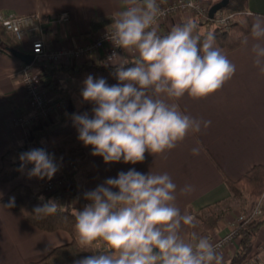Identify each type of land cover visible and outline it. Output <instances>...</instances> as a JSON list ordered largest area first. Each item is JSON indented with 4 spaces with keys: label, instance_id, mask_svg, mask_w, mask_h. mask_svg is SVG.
Masks as SVG:
<instances>
[{
    "label": "clouds",
    "instance_id": "obj_1",
    "mask_svg": "<svg viewBox=\"0 0 264 264\" xmlns=\"http://www.w3.org/2000/svg\"><path fill=\"white\" fill-rule=\"evenodd\" d=\"M166 15L158 0H129L113 17L107 38L114 48L134 51L133 67L117 68L118 83L88 76L81 96L91 102L92 117L74 115L78 139L92 146V155L106 164L143 162L145 153L162 155L191 134L208 128L210 120L194 119L179 110L177 101L185 95L203 99L220 91L236 73V65L215 46L208 33L201 41L195 20L158 34L155 25ZM253 63L264 72V19L251 25ZM122 58L115 51L113 63ZM193 155L199 149H192ZM22 166L32 164L31 176L51 179L58 171L54 156L45 149L20 154ZM177 185L167 173L143 174L130 169L108 178L84 193L88 201L75 215L77 242L94 248L98 255L76 264H223L219 244L196 229L193 214H181L176 206ZM190 191L189 187L181 190ZM42 199V198H41ZM10 198L7 207L14 206ZM58 205L50 200L35 209L36 214H54ZM193 229L182 234V229Z\"/></svg>",
    "mask_w": 264,
    "mask_h": 264
},
{
    "label": "crops",
    "instance_id": "obj_2",
    "mask_svg": "<svg viewBox=\"0 0 264 264\" xmlns=\"http://www.w3.org/2000/svg\"><path fill=\"white\" fill-rule=\"evenodd\" d=\"M167 1V0H164ZM206 1V0H205ZM213 4L214 1L210 0ZM129 0H0V17L40 13L46 33L48 50L65 47H77L93 39L97 33L110 25L101 27L103 22L112 19L123 11ZM210 3V4H211ZM63 12L70 14L68 22L55 20ZM251 22L264 19V0H249ZM185 14L173 15L159 29L158 34L170 31L172 27L190 20ZM200 22L203 28L211 29L214 23ZM30 33L24 53H31L32 38ZM251 33L244 44L226 54L236 65V73L224 87L213 95L203 99H192L185 95L177 101L179 110L184 114L202 120H210L211 125L198 134H189L183 142L162 155L145 153L143 162L126 164L122 160L106 164L102 157L92 155V146H85L78 139V131L70 138L52 146L56 162L71 158L76 169L59 167L53 177H65L68 185L64 188L59 206H72V192L89 190L108 178H115L120 172L135 169L143 174L167 173L177 185L176 206L181 214H191L190 210L200 211L211 205L223 214L217 231L209 230L202 234L215 242L227 235L241 215L253 211V201L235 199L227 187L224 175L239 179L253 166L264 165V72L253 63ZM122 58H117L111 65L123 64L138 57L134 51H124ZM100 57L89 59H68L63 63L45 61L32 69L38 78L48 103L53 109L47 120L40 121L31 129L16 122L21 115H29L32 106L25 93L21 70L24 63L0 54V170L3 157L14 151L16 158L31 150L25 143L32 130L45 123L55 122L65 114L80 108L83 102L82 80L67 74L63 67H81L85 63H97ZM39 64V63H38ZM114 85V84H109ZM92 107L94 105L89 102ZM59 147L61 152L56 151ZM198 148L199 154L193 155L192 149ZM60 154V155H59ZM17 160V159H16ZM24 183L38 191L41 180L31 176L26 164L20 175L11 182L0 183V264H33L54 248L71 242L72 237L65 231L46 232L31 225L21 213L1 202L2 197L17 184ZM189 187L190 191L182 193ZM41 192V191H38ZM241 202L239 207L228 205ZM251 204L247 210L246 206ZM227 207V208H226ZM190 229H182V234ZM209 234V235H208ZM262 234V236H261ZM264 241V227L257 237V244ZM240 239H234L219 252L223 264H228L238 250Z\"/></svg>",
    "mask_w": 264,
    "mask_h": 264
},
{
    "label": "trees",
    "instance_id": "obj_3",
    "mask_svg": "<svg viewBox=\"0 0 264 264\" xmlns=\"http://www.w3.org/2000/svg\"><path fill=\"white\" fill-rule=\"evenodd\" d=\"M222 12L233 15V21L229 29L223 30L217 26L206 29L203 28L200 22L196 21L198 30L194 34L200 35L201 41H203L208 33H212L215 37V46L219 47L226 55L240 48L244 44L245 38L251 33L252 22L249 12V0H230L229 5L222 10ZM112 23L113 20L110 19L98 26L105 27ZM209 23H213V20H210ZM168 32L169 31L159 34L163 36L167 35ZM0 37L2 38L0 54L17 59L11 53V49H19L18 43L1 25ZM136 59H138V57L127 62L128 64H125L124 68L133 67V63ZM118 67L119 65H111L103 59L97 63H85L81 67L76 68L63 67V70L67 74L82 81L88 76H92L94 79L104 78L108 84H117L118 79L116 72ZM92 109L93 107L90 103L83 100L79 109L65 114L61 119L55 122L45 123L40 128L32 130L30 137L33 148L45 149L49 154L54 156L52 145L61 140L70 138L74 132L78 131V126L74 121V115H83L87 113L89 118H91L93 115ZM56 164L58 168L63 167V165L58 162H56ZM22 167V161L20 159H12L9 152L3 157V166L0 170V183L14 181L20 175ZM39 179L44 182L46 177ZM224 180L232 196L239 198L244 194H248L252 197L253 211L257 203L262 200V214L253 216L252 211L248 215H244L245 219L237 226V232L241 236L240 245L228 264H243L245 259L255 249L257 237L264 225V165L258 164L253 166L242 177L236 180L224 175ZM103 183L104 182L99 183L89 190L77 191L76 189H70L68 191L73 194L80 193L84 197L85 192L94 190ZM59 192L64 193L65 190ZM41 194L42 192H37L30 185L20 183L1 199V202L8 205L10 198L14 197V206L10 208L21 213L31 225L46 232L65 231L72 237L71 242L54 248L49 254L33 264H76L77 261L85 257L100 254L99 252H94V248H82L77 242L75 215L78 210L82 209L73 208L71 206L62 207L57 204L58 209L54 214H36L35 209L37 207H42L54 196H41ZM190 212L196 216L198 224L194 230L200 235L209 230L217 231L219 229V222L222 220L223 214L216 211L214 205L200 211L191 209ZM192 230L193 229H190V231Z\"/></svg>",
    "mask_w": 264,
    "mask_h": 264
},
{
    "label": "built area",
    "instance_id": "obj_4",
    "mask_svg": "<svg viewBox=\"0 0 264 264\" xmlns=\"http://www.w3.org/2000/svg\"><path fill=\"white\" fill-rule=\"evenodd\" d=\"M158 3L161 8L166 11V15L158 19L155 25L157 31H159L168 18L177 14H185L191 17V19L199 18L205 23H209L210 20H213L215 26L223 30L229 29L233 21V15L226 14L222 11H219L215 17L211 19L209 17L210 6H206L205 0H158ZM55 18V20L60 22H68L70 20V14L68 12H63ZM0 25L6 32L10 33L17 42L22 41L26 34L32 33L34 35L32 38L31 51V54L35 57L34 62L43 63L49 60L63 63L68 59H89L94 56L97 58L100 57V59H104L108 62V57L113 51L118 55L124 52L123 49L114 48L112 42L107 38V32L111 30L110 27L100 30L93 39L83 45L65 47L58 50H48L45 40L46 27L40 13L11 16L7 18L0 17ZM32 65L24 64L21 70L25 93L30 100L32 112L29 115H21L16 118V122L27 129H31L40 121L47 120L53 109V106L48 103L44 90L33 72ZM25 146L28 148L32 147L29 139L26 141ZM26 165L29 171H31L33 165ZM66 166L70 170L76 169V163L72 160H70ZM67 183L68 180L65 177H52L51 179L46 177L45 195H54L56 201L60 202L62 194L59 191L64 190V185ZM71 198V207L73 208L83 209L85 204L88 203L80 193L73 194ZM261 204L262 200H260L254 208L253 216L262 214ZM244 219L245 216L241 215L227 235L213 242L214 244L220 245L218 252L222 251L226 245L234 239L241 238L237 232V226ZM243 264H264V241L256 245L253 252L245 259Z\"/></svg>",
    "mask_w": 264,
    "mask_h": 264
},
{
    "label": "rangeland",
    "instance_id": "obj_5",
    "mask_svg": "<svg viewBox=\"0 0 264 264\" xmlns=\"http://www.w3.org/2000/svg\"><path fill=\"white\" fill-rule=\"evenodd\" d=\"M218 1H220V0H217V1H214L213 2V4H215V3H217ZM211 1L210 0H206L205 1V4H206V6L207 7H211L213 4L211 3ZM209 7V8H210ZM28 37H29V34H26L25 36H24V38H23V40L22 41H19V42H17L18 43V47H19V49H21V50H25V46H26V48H27V40H28ZM39 63V64H38ZM41 63L40 62H34L33 63V65H35V67H38L39 65H40ZM43 122V121H42ZM39 123V122H38ZM38 123H36L35 125H37ZM34 125V126H35ZM34 126H33V128H34ZM28 139L31 141V137H30V135H29V137H28ZM27 139V140H28ZM66 139H64V140H61V141H59V142H57V143H55V144H53L52 146H55V145H57L58 143H61L62 141H65ZM32 142V141H31ZM24 143H26V142H24ZM31 150L32 149H35V148H33V146L30 148ZM57 150L56 151H58V152H61L60 150H59V147L58 148H56ZM60 155V154H59ZM10 157L12 158V159H18V158H16L15 157V155H14V151H12L11 153H10ZM70 160H72L71 158H69V157H66L65 159H60V162H62L61 163V165H63L64 167H67L66 165L68 164V162L70 161ZM73 161V160H72ZM54 179V178H53ZM68 184H65L64 185V188L67 186ZM37 188H38V191H41L42 192V194H41V196L43 195H45V181L44 182H42L41 181V183H40V185H39V187L37 186ZM37 191V192H38ZM234 197V196H233ZM235 199H239V200H244V198H247L248 200H250V201H252L253 199H252V197L250 196V195H248V194H244L242 197H239V198H237V197H234ZM241 204V202L240 201H238V203H235V204H230V205H228V207H232V208H236L237 206L239 207V205ZM251 207V204H249L248 206H246V208H247V210L249 209ZM227 208V207H226ZM263 227H264V225H263ZM263 227L261 228V230L263 229ZM209 235V234H208ZM261 236H262V234H261Z\"/></svg>",
    "mask_w": 264,
    "mask_h": 264
},
{
    "label": "water",
    "instance_id": "obj_6",
    "mask_svg": "<svg viewBox=\"0 0 264 264\" xmlns=\"http://www.w3.org/2000/svg\"><path fill=\"white\" fill-rule=\"evenodd\" d=\"M230 3V0H220L217 3L213 4L209 9V17L213 19L215 15L219 12L224 10ZM2 38L0 37V44ZM11 53L24 64L32 65L34 63V55L31 53H24L18 49H11Z\"/></svg>",
    "mask_w": 264,
    "mask_h": 264
}]
</instances>
